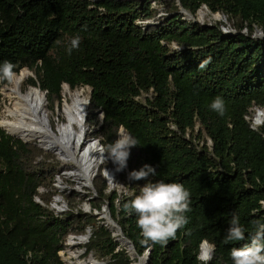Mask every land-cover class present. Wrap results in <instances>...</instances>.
I'll use <instances>...</instances> for the list:
<instances>
[{
	"label": "trees",
	"instance_id": "trees-1",
	"mask_svg": "<svg viewBox=\"0 0 264 264\" xmlns=\"http://www.w3.org/2000/svg\"><path fill=\"white\" fill-rule=\"evenodd\" d=\"M152 2L0 0V62L13 63L14 74L33 73L28 84L51 103L62 100L63 85L90 88L87 110L103 113L94 135L101 146L121 127L138 140L120 171L128 193L145 182L128 173L151 165L157 176L147 179L179 180L189 190V223L167 243L147 240L124 207L130 197L107 191L103 169L92 183L91 212L56 216L35 201L49 204L54 196L59 171L46 162L52 155L0 129V264H64L58 252L67 237L87 227L84 258L94 252L105 264H132L147 250V264H203V242L214 245L207 264H231V248L246 241L225 243L230 216H240L246 237L264 220V121L252 129L246 120L264 108V0H172L163 2L161 16ZM203 7L224 20L206 25L181 14L195 17ZM77 35L79 46L69 53ZM9 82L0 77V89ZM216 96L225 101L223 116L209 108ZM204 137L210 147L200 145ZM72 194L66 198L74 205L79 194ZM103 207L134 256L108 226L95 225Z\"/></svg>",
	"mask_w": 264,
	"mask_h": 264
},
{
	"label": "clouds",
	"instance_id": "clouds-1",
	"mask_svg": "<svg viewBox=\"0 0 264 264\" xmlns=\"http://www.w3.org/2000/svg\"><path fill=\"white\" fill-rule=\"evenodd\" d=\"M79 43L78 35L72 37L67 51L70 53L79 46ZM14 67L9 61L0 62V77L11 79L14 76ZM209 108L223 116L226 110L224 99L220 96L214 97ZM138 145L137 138L121 127L116 138L103 146L100 151L106 160H111L116 165L117 171H121L127 166L130 149ZM150 175L157 176V171L148 164L128 173L130 180L144 179L145 182L127 193L130 199L126 201L124 207L135 214L137 225L147 240L164 244L170 238H175L177 230L183 229L189 223L186 214L191 211V194L179 180L153 181L147 179ZM110 178L113 180L112 176ZM247 232L240 216L233 213L225 230L224 241L225 243L246 242L240 247L231 248V264H264V220L256 221L252 232L246 237ZM212 247L214 248V245ZM210 258L207 254H201L199 257L203 264H207Z\"/></svg>",
	"mask_w": 264,
	"mask_h": 264
},
{
	"label": "bare ground",
	"instance_id": "bare-ground-1",
	"mask_svg": "<svg viewBox=\"0 0 264 264\" xmlns=\"http://www.w3.org/2000/svg\"><path fill=\"white\" fill-rule=\"evenodd\" d=\"M90 1L99 2L101 0ZM201 17L202 13H199L198 19ZM215 19L218 20L219 17ZM28 76L27 71H20L12 77L10 86L3 89L6 102L1 112L0 128L15 138L25 142L33 141L43 150L51 151L58 156L60 161L71 167L72 170L67 172L66 176L77 177L80 180L79 189L90 187L94 174L107 160L103 157L96 142L87 138L88 105L86 98L83 97L84 91H71L65 88L63 95L65 99L61 109L62 121L58 120L55 128H52L45 113V99L38 88L29 87L25 92L22 91V84ZM263 120L264 108L256 110L254 127L260 126ZM118 173L113 162L110 169L104 170L103 176L110 187L115 185ZM58 201L59 198L56 199V202ZM79 241L84 244L85 238L81 237ZM69 245L74 246V241L70 239ZM211 249L210 245L203 244L200 255L210 256ZM68 256L79 258V254L72 251L68 252ZM76 264L85 263L78 261ZM87 264H99V262L90 258Z\"/></svg>",
	"mask_w": 264,
	"mask_h": 264
},
{
	"label": "rangeland",
	"instance_id": "rangeland-1",
	"mask_svg": "<svg viewBox=\"0 0 264 264\" xmlns=\"http://www.w3.org/2000/svg\"><path fill=\"white\" fill-rule=\"evenodd\" d=\"M149 1H151V0H149ZM169 1H172V0H159L158 3H153L151 1L152 2L151 4H152L153 8H156L159 11V16H161L162 15V11L164 9L163 2H169ZM199 13H202V17H201V19H202L201 23L202 24L211 25V24H214L215 22H219L221 20H224V18L220 14L219 15L218 14H211L205 7L201 8L198 11V13L196 14V17H198ZM220 16L222 18H220L218 20L215 19V17H220ZM138 24H140V23H138ZM256 37L257 38H263V34H261L260 30H258V29L256 30ZM21 71H27L29 73L28 78L24 81V83L22 84V87H21L22 91L25 92L29 87H32V86H30L28 84V82H29L30 79H35V76H34L33 73H31L27 69H23ZM11 79H10V82H9L8 85L3 86L0 89V118H1V112H2V110L4 108V105H5V102H6V99L3 96V89L5 87H7V86H10ZM65 88H68V86H66V85L62 86V89H61V99L62 100L60 102L51 103V101L46 99V95H45V113H46L47 119L49 121V124H50V126L52 128H55L56 122L58 120L62 121L61 109H62V105H63L64 99H65L64 96H63ZM75 90H83L84 91V93H83L84 96L83 97L86 98V100L90 97V88H88V87H82V88H78V89H75ZM75 90H73V91H75ZM41 93H43V92H41ZM256 110H258V108H253L250 111L251 112L250 116L247 118V121L250 123V125H251V127L253 129H258L260 127V126L254 127V117H255ZM93 112H95V111H90V114L87 116V120H86V126L88 128L87 138H89V139L90 138H95V139L99 140V138H97L94 135L96 134V132L98 130V126L100 125V122H101L100 118L101 117H100V115H92ZM263 121H262V123H263ZM1 130H3V129H1ZM195 131H196V134H197L198 127L195 128ZM13 138H15V137H13ZM15 139H18V138H15ZM199 142H200V145H202L203 143H205L208 147H210V145H211L210 141L208 139H206L205 137L200 139ZM30 143L31 144H33V143L35 144V142H33V141L30 142ZM43 151L46 154L52 155L51 158L46 159V162H47V164H49V166H56L57 170L59 172L55 176V178L53 180V184L51 185L53 190H49L54 195L52 200H51V202L49 204H43V203L40 202L39 198H36V201H39L41 204H43L42 206L45 209L51 211L52 210L51 204L56 202V199L59 198V201L57 202V205L59 206V210L56 211V210L53 209V213L56 216H59V217L60 216L64 217L69 211H72V210H73V212H77L79 210L83 211L84 213L91 212V209H90L91 207L89 205V200L93 199L96 196V193H95V190H94L93 184H92L95 177L93 178L90 187H86V188L83 187L84 189L83 188L79 189L78 188V186H79L78 184H79L80 180L77 177L76 178H70V177L66 176V173L72 170L71 167L68 164L60 161L58 159V156L53 154L51 151H45V150H43ZM39 160H41V159L39 158ZM108 162H109V164H108ZM111 167H112V162H111V160H108L107 162L105 161V163L103 165H101V167H99L98 171L100 169H103L101 171V175H102V177H104L103 176L104 170L110 169ZM105 181H106V179H105ZM106 184H107V181H106ZM111 190L117 191V193L120 196L126 195L128 193L126 184H124L120 180V171H119L118 176L116 178L115 185L113 187H110L108 185V190L107 191L109 192ZM72 191L77 192L79 194V199L75 201L74 205L71 204L69 202V200L66 198V195L69 196V197H72V195H73ZM38 192H39V194H43L44 192H46V190L41 187V188L38 189ZM71 205H73V207H74L73 209H71ZM93 214L97 215L98 213L97 212H93ZM106 215H107V217H109L112 220V218L109 216L108 211L105 209V207H103L102 208V213L98 216L97 223H95V225L96 226L105 225V226H108V228L110 229V225L108 224L107 220L105 219ZM87 229H89L90 232H91V227H87L86 230ZM111 231L114 234L116 233L115 229L111 230ZM115 237H117V236H115ZM83 245L84 244H80L78 246H75L72 249V251L75 252L76 254L80 253V257L78 259L68 258V255L64 254V256L62 257V260L64 262H69L70 261V262H72V264H76L78 261L84 262L85 264H87L89 256L84 258V255H83L84 250L82 249ZM120 246L122 248H125V246H123L121 244H120ZM134 255L135 254H132V256H134ZM90 257L93 258L95 261L103 262L100 258H98V255L96 253H94V252L91 254ZM133 264H138V261L134 262Z\"/></svg>",
	"mask_w": 264,
	"mask_h": 264
},
{
	"label": "water",
	"instance_id": "water-1",
	"mask_svg": "<svg viewBox=\"0 0 264 264\" xmlns=\"http://www.w3.org/2000/svg\"><path fill=\"white\" fill-rule=\"evenodd\" d=\"M87 1H89V2H92V1H90V0H87ZM102 1H104V0H101V1H99V2H92V3H94V4H98V3H100V2H102ZM141 2H144V1H146V0H140ZM151 1H153V0H151ZM177 2H178V6H180L179 5V0H176ZM154 3V2H153ZM181 14H183L184 15V17L187 19V20H192L193 22H195V23H201V20L202 19H198V17H194V16H192V15H190L189 13H187L186 11H184L182 8H181ZM219 15V14H218ZM220 18H222L221 16L219 17V19ZM223 30V32L224 33H229V31L228 30H226L225 28H223L222 29ZM261 33V32H260ZM262 34V33H261ZM39 91H40V89H38ZM41 92V91H40ZM90 93H91V90H90ZM45 95H46V93H42V96L44 97V99H45ZM89 102H90V97L87 99V105H89ZM87 116L90 114V112L87 110ZM92 115H100V119H101V122H102V119H103V113L101 112V111H99V110H97V111H95V112H93L92 113ZM262 124V122L260 123V125ZM253 129V128H252ZM6 134H8L7 132H5ZM9 135V134H8ZM11 137H13L12 135H10ZM90 140H92V141H94V142H96V144L98 145V148L99 149H101L102 148V146H101V144H100V140H97V139H95V138H90ZM22 141V140H21ZM24 143H30V142H25V141H23ZM38 146V145H37ZM39 147V146H38ZM39 148H41V147H39ZM42 149V148H41ZM43 150V149H42ZM105 155V154H104ZM106 156V155H105ZM98 171V170H97ZM97 171H96V173L94 174V177L96 176V174H97ZM110 216V215H109ZM105 219L107 220V222H108V224L110 225V229L111 230H116V232L118 233V235H119V237H120V243L123 245V246H125V248H127V250L128 251H130L132 254H135V249H134V247H133V245H132V243L128 240V239H126L124 236H123V234H122V232H121V229L118 227V225L114 222V221H112L109 217H107V216H105ZM203 244H208L207 242H203L202 244H201V246L203 245ZM209 245V244H208ZM211 254H210V257H212V254H213V252H214V248L211 246ZM200 249H201V247H200ZM149 254H150V250H147L146 252H145V254L142 256V257H139L138 258V264H147L148 263V259H149ZM200 257V256H199ZM211 259V258H210ZM99 264H105V262H99Z\"/></svg>",
	"mask_w": 264,
	"mask_h": 264
},
{
	"label": "built area",
	"instance_id": "built-area-1",
	"mask_svg": "<svg viewBox=\"0 0 264 264\" xmlns=\"http://www.w3.org/2000/svg\"><path fill=\"white\" fill-rule=\"evenodd\" d=\"M246 120H247V118H246ZM35 201H36V199H35ZM37 203H39L40 205H43V204H41L39 201H36ZM262 204V206H264V202H262L261 203ZM51 208H52V212H53V209L54 210H56V211H58V209H59V206L57 205V202H54L53 204H51ZM55 215V214H54ZM110 231H111V229H110ZM90 235H91V232H90V230L89 229H87L86 230V232H85V234H83V235H73V234H70L68 237H67V239H66V241H65V243H64V249H62V250H60L59 252H58V256H59V258H60V260L64 263V264H72V262H64L63 260H62V257L64 256V254H67L68 255V252L69 251H72V249L75 247V246H78V245H80L81 243H80V241H79V239L81 238V237H84L85 238V243H87L88 242V240H89V237H90ZM112 236L114 237V239H115V241L116 242H118V243H120V237H119V235H118V233L116 232L115 234L114 233H112ZM115 236H117V237H115ZM72 240V241H74V243H75V245L74 246H70L69 245V240ZM85 243H84V245H85ZM121 244V243H120ZM84 245L82 246V249L84 250V252H85V249H84ZM122 245V244H121ZM127 249V248H126ZM118 250H119V248H118ZM73 252V251H72ZM75 253V252H74ZM77 254H79V257H80V253H77ZM127 254L129 255V256H131L132 257V253L130 252V251H128L127 250ZM83 255H84V253H83ZM91 256V254L89 255V259L91 258L90 257ZM68 258H73V259H76V258H74V257H69L68 256ZM88 259V260H89ZM133 264V263H132Z\"/></svg>",
	"mask_w": 264,
	"mask_h": 264
}]
</instances>
